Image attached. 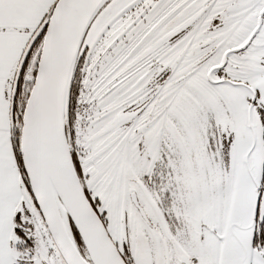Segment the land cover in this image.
<instances>
[{
    "label": "snow or ice",
    "instance_id": "obj_1",
    "mask_svg": "<svg viewBox=\"0 0 264 264\" xmlns=\"http://www.w3.org/2000/svg\"><path fill=\"white\" fill-rule=\"evenodd\" d=\"M0 264H264V0H0Z\"/></svg>",
    "mask_w": 264,
    "mask_h": 264
}]
</instances>
